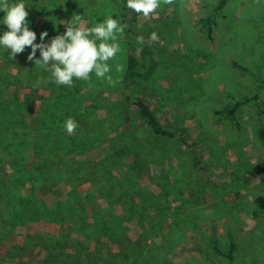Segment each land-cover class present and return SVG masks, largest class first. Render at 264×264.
Listing matches in <instances>:
<instances>
[{
    "label": "rangeland",
    "instance_id": "rangeland-1",
    "mask_svg": "<svg viewBox=\"0 0 264 264\" xmlns=\"http://www.w3.org/2000/svg\"><path fill=\"white\" fill-rule=\"evenodd\" d=\"M217 2L174 0L171 5L162 4L150 19L133 11L128 17L138 54L146 50L154 57V69L144 79L154 112L166 127L185 128L192 143L191 148L162 138H134L125 143L131 161L135 155L146 160L140 167L139 184L158 197L154 204L165 226L164 236L158 235L155 241L170 238L169 250L156 257L157 264H227L212 248L214 240L226 253L232 240L237 243L236 264H264V0L259 4L228 0L219 11ZM32 6L35 9L28 11L27 20L29 30L36 33L35 43H41V32L48 33L45 44L62 35L63 22L74 14L82 16L87 27L108 17L119 21L110 0H34ZM152 33L159 40L149 44ZM137 37L145 43L138 44ZM123 41V34L118 35L120 51L108 62L111 83L93 73L90 81L79 80L70 90L37 99L25 95L19 62L6 68L0 61V192L14 202L13 212L20 219L15 235L20 243L33 233L70 232L81 239L79 227L71 223L76 207L84 209L88 223L92 221L96 204L86 197L93 185L63 181L64 169L45 165L57 162L55 156L62 152L54 145L57 116L63 129L65 121L73 118L78 125L79 135H75L87 141L83 145L80 138L68 141L65 155L62 152L65 168L74 165L87 171L105 156L110 114L105 104L119 98ZM236 102L240 105L234 122L216 114ZM89 114L99 125L100 135L94 141L98 132L93 134L84 119ZM195 158L201 159L204 171L195 165ZM72 194L80 197L73 206ZM99 204L109 208L113 220L123 210L121 202L103 198ZM33 207H40V212L30 211L25 221L23 211ZM121 229L133 242L151 241L146 238L147 221L135 218ZM162 256L164 262L158 261Z\"/></svg>",
    "mask_w": 264,
    "mask_h": 264
},
{
    "label": "trees",
    "instance_id": "trees-1",
    "mask_svg": "<svg viewBox=\"0 0 264 264\" xmlns=\"http://www.w3.org/2000/svg\"><path fill=\"white\" fill-rule=\"evenodd\" d=\"M33 1L23 0L27 11L35 9L32 6ZM227 1L218 0L215 9L221 10ZM110 2L117 8L119 22L127 25V27L123 32L125 64L120 79L119 98L110 105L105 104L107 113H110L106 120L107 133L104 137V148L107 149L105 156L101 157L97 163L92 164L91 168H85L87 171H83L74 165L65 168V162L62 163L64 157L62 152L65 155V149L69 145L68 141H75L76 138L80 137L77 136L78 133L68 136L59 121L61 117L55 113L53 115L57 117L53 123L55 130L54 145L62 152L59 151L61 154L55 156L57 162L54 161L51 163L52 165L50 163L45 165L52 170L61 168L59 170L61 171L64 169L66 172L62 175L64 176L62 177L63 181H70L73 185L86 182L93 185L94 190L89 192L86 197V200L91 204L93 202L96 204L91 216L92 221L88 223L89 217L85 214L84 209L76 207L72 211L73 222L71 223L72 227H79L82 233L81 239L73 237L70 232L61 235L33 233L27 234L20 243L16 240L15 235V229L20 219L13 212L15 209L13 210L11 204L14 202L8 196L9 194L0 192V264L12 262H16V264H157L156 257L169 250L170 238H166L162 243L155 241L158 235L164 236L163 228L165 226L164 220L160 218V210L154 204L156 203L154 199L158 197L151 196L139 184L141 180L140 167L146 163V160L135 155L131 161L129 157L132 155L126 153L125 143L134 138L137 140L162 138L171 142H179L187 148H191L192 143L188 142L185 128L170 129L166 127L154 112L150 104V93L144 80L146 75L154 69V57L150 51L146 50L139 55L133 44L136 33L128 19L132 10L126 7L127 0H110ZM3 16L4 13L0 12V35L8 30L3 24ZM60 32L63 33L62 28ZM30 53L31 49L26 48L22 54L16 55L12 60L9 51L0 48V61L3 66L12 67L16 61L21 65L19 69L22 76L21 82L24 90H26L27 98L37 99L45 93L54 95L71 89L66 86H57L51 82L49 72L27 59ZM143 55L144 57H142ZM39 58L40 54L37 50L34 59ZM144 58H146L145 62L143 61ZM2 68L0 66V70ZM77 81L79 80H75L74 83ZM239 105L240 103L236 102L234 106L217 111L216 114L223 115L226 119L234 122ZM90 118L89 114L88 118L84 119L87 128L95 134L99 125L94 118ZM97 132L98 134L93 141L100 135L99 131ZM80 139V145L87 142L85 139ZM193 143L196 145V142ZM54 151L58 150L54 149ZM195 165L200 170H205L200 158H195ZM120 177L121 179H119ZM1 182L0 180V185ZM103 198L108 201L113 200L116 203L121 202L123 210L116 220H113L109 208L100 207L99 203ZM70 199H72V206L75 202L80 201V197L74 194L70 196ZM40 210V207H33L31 210L23 211L25 221L31 216L30 211L37 214ZM135 218L149 223L150 229L146 238L151 240L150 243L138 244L123 234L124 229L121 228L124 223ZM152 218L158 220L153 222ZM117 220H120L121 223H117ZM76 222L77 224H75ZM118 231H121L124 236L119 238L116 235ZM212 248L218 255L225 258L227 264H236L238 245L235 241L230 242L227 253L221 250L217 240L213 241ZM28 249L31 250L30 255L26 254ZM157 260L163 261V256Z\"/></svg>",
    "mask_w": 264,
    "mask_h": 264
},
{
    "label": "clouds",
    "instance_id": "clouds-1",
    "mask_svg": "<svg viewBox=\"0 0 264 264\" xmlns=\"http://www.w3.org/2000/svg\"><path fill=\"white\" fill-rule=\"evenodd\" d=\"M173 3L174 0H127L126 7L144 19H150L158 14L157 10L162 4ZM256 3L259 4L260 0H256ZM0 12L4 13L3 24L8 29L0 35V48L9 51L10 59L14 60L16 55L30 48L31 53L27 59L49 72L50 81L57 86L72 87L75 80L90 81L93 73L97 79H105L111 83L109 73L112 69L108 62L119 53L117 36L123 34L127 25L108 17L94 27H87L82 16L74 14L70 21H62L66 25L62 35L55 36L50 43L45 44L43 41L48 33L41 32V43H35L36 33L29 30V13L23 0L17 3L0 0ZM158 40V35L152 33L147 43ZM137 43L144 44L145 40L137 37ZM37 50L40 58L34 59ZM77 127L73 118H68L64 123V129L70 135H75Z\"/></svg>",
    "mask_w": 264,
    "mask_h": 264
}]
</instances>
